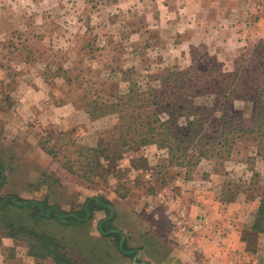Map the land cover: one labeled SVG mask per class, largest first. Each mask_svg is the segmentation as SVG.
Returning <instances> with one entry per match:
<instances>
[{
  "label": "rangeland",
  "instance_id": "rangeland-1",
  "mask_svg": "<svg viewBox=\"0 0 264 264\" xmlns=\"http://www.w3.org/2000/svg\"><path fill=\"white\" fill-rule=\"evenodd\" d=\"M202 1L203 8L191 0H0V147L5 168L0 194L27 183L28 171L32 184L25 196L41 189L39 198L63 204L64 210L103 195L113 200L112 226L124 233L125 248L131 250L123 256L117 238L100 236L97 223L106 217L104 212L94 213L88 224L67 228L5 212L0 214V264H21L17 258L23 264H52L24 258V238L3 246L9 222L56 235L80 264H133L138 251L136 262L160 264L176 237L170 219L179 208L176 204L171 209L169 202L173 205L182 194L218 202L222 218L216 234L232 254L227 262L235 252L236 264H264V232L252 230L259 209L262 222L257 227L264 230V120L260 133L240 131L253 128L257 107L264 106V0ZM192 65L200 77L215 70V78L221 70L238 76L240 84L251 80L255 87L247 94L250 100L241 93L232 103L233 146L203 141L215 152L196 166L189 158L178 162L166 148L136 147L133 133L127 136L132 144L129 140L130 146H122L118 114L90 119L83 110L88 103L125 94L129 85L122 71L134 69L131 78L145 85L151 82L149 75ZM214 98L212 93L188 96L180 105H205L219 112ZM9 107L15 109L9 112ZM187 120L179 119L183 131ZM206 127L207 134L215 130ZM97 148L105 149L104 156L86 150ZM207 218L197 220L203 224ZM245 245L251 254L244 258Z\"/></svg>",
  "mask_w": 264,
  "mask_h": 264
},
{
  "label": "trees",
  "instance_id": "trees-1",
  "mask_svg": "<svg viewBox=\"0 0 264 264\" xmlns=\"http://www.w3.org/2000/svg\"><path fill=\"white\" fill-rule=\"evenodd\" d=\"M195 67L196 65H192L184 71H178L175 68L164 69L160 74L149 75L147 81L151 82H147L145 85H139L137 81L131 78L134 69L122 71L123 81L129 85L127 92L123 95H110L104 99V103H102L103 100L100 103H88L83 107V110L90 119L113 113L118 114L121 129L119 139L122 146L132 144V140L127 136L130 137V134L133 133L138 138L134 144L136 147L156 145L158 148H166L178 162L182 158H189V163L193 161L195 162L193 166H196L201 159L208 158L215 152L213 147L206 149L205 145L202 144L203 141L212 143L219 140L220 146L224 145L223 143H227L230 147L233 146L230 135H234L236 129L229 126L230 121L234 120L230 118L233 116L232 103L240 98L241 93L246 94V100H250L247 94H250L255 87L253 81L246 80L249 85L240 84L239 81L241 80L238 76L223 73L221 70L217 72L215 78V70H212L208 76L200 77L197 74L198 71L193 70ZM66 73L67 71L63 70V74ZM194 74L195 76H193ZM260 90L261 95L264 94V86ZM210 93L215 96L211 100L213 104L217 106L220 103L221 105L219 112L215 107L205 105L192 104L189 108L180 105V101L185 97L189 96V98L195 99ZM261 95L259 94V96ZM222 101L225 102L222 103ZM221 111L227 114H221ZM217 112L219 113L218 116ZM162 115H166L167 118L163 119ZM183 116L188 119L186 131H183L178 124L179 119ZM255 118L254 129H240V131L251 133L257 129L261 130L262 120H264V106L257 107ZM206 126L215 129L214 132L207 134L205 132ZM258 130L256 132H259ZM259 133L257 134L260 135ZM263 134L262 136H264ZM102 137L103 135L99 136V143ZM129 140L130 143H128ZM86 150L96 154L101 153L103 156L105 154V149ZM108 156L105 155L104 158L107 159ZM98 166H100L99 161L97 162ZM2 172L3 168L0 163V176ZM8 206L27 210L35 219L55 220L64 227L88 224L93 219L94 213L104 212L106 217L97 223L100 236L102 238H117L119 251L123 256H129L131 253V250L125 248L124 233L112 226L114 205L103 195L87 197L77 209L71 210L50 205L47 200H29L15 195H8L1 199L0 210L3 211ZM261 212L262 210L259 209L256 222L252 226L253 231L260 233L264 232L257 227V222H262ZM6 226L8 232L3 236L14 239L24 238L27 241L28 254L34 259L47 260L53 264H80L68 256L64 245L58 239L25 227L23 224L15 227L13 224L7 223Z\"/></svg>",
  "mask_w": 264,
  "mask_h": 264
},
{
  "label": "crops",
  "instance_id": "crops-1",
  "mask_svg": "<svg viewBox=\"0 0 264 264\" xmlns=\"http://www.w3.org/2000/svg\"><path fill=\"white\" fill-rule=\"evenodd\" d=\"M191 1H193V6L197 5V8L198 7L203 8L202 0H201L202 3H200V0L199 1L191 0ZM190 39L191 37L189 38V41ZM12 109H15V108L9 107L8 111L11 112ZM1 151L2 149L0 147V163L3 168V172L1 175V179H0V190L2 186L1 183H3L4 176H5L4 175L5 168L3 166L4 163H2L3 160H2ZM2 177H3V181H2ZM25 177H26L27 183L25 184L23 183V185L17 188L16 191L13 193H8L7 195H4V196L0 194V201L2 198L8 195H15L17 197H20L23 199H29V200L30 199L37 200V201L47 200V202L50 205H57L61 209H63V206H64L63 204L60 205V203H52L50 202V199H48V197L39 198L37 192H41L42 191L41 189H37L36 192L32 191L31 189L29 190V193L26 194L25 196L24 191L27 189H30L31 184H32V183H28L30 182V180L28 181V178H29L28 171L25 174ZM92 196H95V195H92ZM181 197L182 198H180V196L177 197L175 202H173V205L171 204V202H169L171 209H173V206L176 208L177 207L176 204H178V208H179L176 211L177 214L175 213L176 216L170 219L174 227V230H175L174 232H175L176 237L173 238L172 243H169V242H168L169 244L167 243L169 247H166L165 245L168 251L165 254V256L162 258V261L160 264H236L235 258H237L236 255L238 254L233 252L234 259L232 258L231 261L227 262V260H229L232 254L230 250H227L226 248L227 245L225 246L223 237L222 236L219 237V235L216 234V231H218L217 233H220L219 231L221 227L220 220L222 218L221 217L222 210H219L217 207L218 202L214 201L216 203V205H214L213 203L209 202L207 199H205L203 196H200V195H198L197 197H194V196L182 194ZM85 200L86 198L84 199V201ZM108 200H110L113 203V200L111 199H108ZM5 212H8V213L11 212V213H16L17 215H23L25 218L35 220L36 221L35 223H37L38 221L46 220V219H35L34 217L30 215L29 211L19 210L11 206H8L3 211L0 210V214L5 213ZM97 213H100V212H97ZM178 213H180L181 215H178ZM201 215H205L206 217H208L206 219V222L203 224L198 222L197 220V218ZM46 221H49V222L54 221L55 223L59 224L55 220H46ZM11 224H13V226L15 227H18L20 224H23V226L28 227V225L25 224L24 222H21L18 225H15L14 223H11ZM28 228H32V227H28ZM40 233H44V232H40ZM45 234L51 237H54L56 239L58 238L56 235H51L47 232H45ZM13 240L15 241L16 239L8 238L5 236H3V238L1 239V241L3 242L2 244L5 247L8 246L6 245L7 244L6 241L12 242ZM220 240H222L223 243H220ZM239 242L241 244H247L244 238H241ZM11 246H13V242ZM23 249L25 252L24 258L28 260H32L33 262L37 261L36 259H34L28 254L27 245L24 246ZM241 254H242L241 257L243 255L247 257L249 254H251L249 253V251H247L246 245H245L244 251H241ZM15 257L17 258V256ZM20 259L17 258V260H19V262L23 264V261H20ZM5 260H6V263H8L6 258Z\"/></svg>",
  "mask_w": 264,
  "mask_h": 264
},
{
  "label": "water",
  "instance_id": "water-1",
  "mask_svg": "<svg viewBox=\"0 0 264 264\" xmlns=\"http://www.w3.org/2000/svg\"><path fill=\"white\" fill-rule=\"evenodd\" d=\"M2 181H3V177H2ZM140 256H141V251H138V254H137L136 258H134L133 264H146L145 262L138 263V262L135 261L137 258H140Z\"/></svg>",
  "mask_w": 264,
  "mask_h": 264
}]
</instances>
